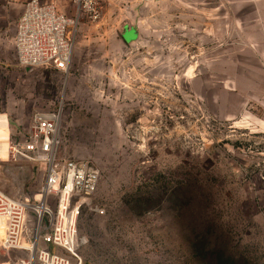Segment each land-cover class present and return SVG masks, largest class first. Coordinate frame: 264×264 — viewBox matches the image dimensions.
I'll list each match as a JSON object with an SVG mask.
<instances>
[{
    "label": "rangeland",
    "instance_id": "rangeland-1",
    "mask_svg": "<svg viewBox=\"0 0 264 264\" xmlns=\"http://www.w3.org/2000/svg\"><path fill=\"white\" fill-rule=\"evenodd\" d=\"M27 1L0 0V188L36 196L44 169L5 145L62 108V154L101 170L86 264H264V0H40L75 21L67 73L16 60Z\"/></svg>",
    "mask_w": 264,
    "mask_h": 264
},
{
    "label": "built area",
    "instance_id": "built-area-1",
    "mask_svg": "<svg viewBox=\"0 0 264 264\" xmlns=\"http://www.w3.org/2000/svg\"><path fill=\"white\" fill-rule=\"evenodd\" d=\"M70 1L79 13L98 18L105 0ZM74 23L53 3L27 1L14 36L18 63L67 73L75 48ZM62 124V108L36 111L28 136L9 143L10 158L37 163L44 169V182L34 197L16 198L0 188V251L20 253L9 257L8 264H86L78 221L82 209L92 204L101 170L90 159L62 154Z\"/></svg>",
    "mask_w": 264,
    "mask_h": 264
},
{
    "label": "bare ground",
    "instance_id": "bare-ground-1",
    "mask_svg": "<svg viewBox=\"0 0 264 264\" xmlns=\"http://www.w3.org/2000/svg\"><path fill=\"white\" fill-rule=\"evenodd\" d=\"M9 143H10V140H8V142H7L6 145H5V153H6V155H7V159H8V157H9Z\"/></svg>",
    "mask_w": 264,
    "mask_h": 264
},
{
    "label": "water",
    "instance_id": "water-1",
    "mask_svg": "<svg viewBox=\"0 0 264 264\" xmlns=\"http://www.w3.org/2000/svg\"><path fill=\"white\" fill-rule=\"evenodd\" d=\"M125 33L132 34V36H135V37L137 36V33H136V31L134 29L128 30ZM30 68H34V67H30Z\"/></svg>",
    "mask_w": 264,
    "mask_h": 264
},
{
    "label": "crops",
    "instance_id": "crops-1",
    "mask_svg": "<svg viewBox=\"0 0 264 264\" xmlns=\"http://www.w3.org/2000/svg\"><path fill=\"white\" fill-rule=\"evenodd\" d=\"M128 30H131V29H128ZM128 30H127V31H128ZM134 30H135V29H134ZM135 31H136V30H135ZM125 32H126V31H125ZM136 33H137V31H136ZM124 35H125V33H124ZM124 35H123V37H124ZM136 37H137V36H136ZM136 37H135V38H136Z\"/></svg>",
    "mask_w": 264,
    "mask_h": 264
}]
</instances>
